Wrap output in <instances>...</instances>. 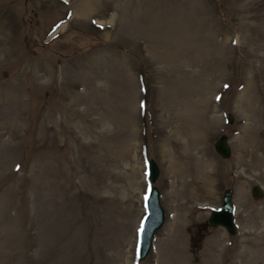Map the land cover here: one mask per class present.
Instances as JSON below:
<instances>
[{
  "label": "rangeland",
  "instance_id": "374dc122",
  "mask_svg": "<svg viewBox=\"0 0 264 264\" xmlns=\"http://www.w3.org/2000/svg\"><path fill=\"white\" fill-rule=\"evenodd\" d=\"M255 183L264 0H0V264H264ZM226 188L233 234L208 221Z\"/></svg>",
  "mask_w": 264,
  "mask_h": 264
},
{
  "label": "water",
  "instance_id": "95a60500",
  "mask_svg": "<svg viewBox=\"0 0 264 264\" xmlns=\"http://www.w3.org/2000/svg\"><path fill=\"white\" fill-rule=\"evenodd\" d=\"M7 71L4 70V73ZM230 121L232 116L229 114ZM214 148L218 154L222 157H228L231 152L230 144L228 143V137L222 133L214 142ZM149 180L154 182L159 173V168L154 159L148 161ZM251 195L253 198H260L264 195L260 184L255 183L251 186ZM146 213L142 219L138 237L136 255L139 259H143L149 252L152 243L154 232L161 228L165 220L164 206L160 201V191L158 187L152 184L147 192L145 198ZM208 221L211 225L224 226L227 231L233 234L236 231V222L234 218V206L231 199V189L226 188L224 190L222 203L218 208L211 210Z\"/></svg>",
  "mask_w": 264,
  "mask_h": 264
}]
</instances>
